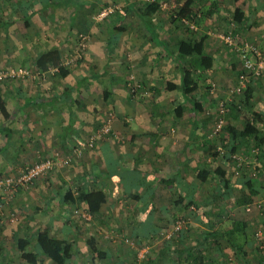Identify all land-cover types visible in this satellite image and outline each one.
Segmentation results:
<instances>
[{"label":"crops","instance_id":"0c3cea01","mask_svg":"<svg viewBox=\"0 0 264 264\" xmlns=\"http://www.w3.org/2000/svg\"><path fill=\"white\" fill-rule=\"evenodd\" d=\"M127 1H122L123 7L130 9L132 5ZM130 1L135 2L140 13L144 14L138 0ZM213 1L199 0L201 6H210ZM215 1L220 6L217 5L218 13L200 23L199 34L206 37L205 52L213 57L212 66L206 68L200 56H188L184 60L203 78L216 72L220 74L218 68L226 72V61L228 65L231 64V69H235L236 75L240 71L237 55L231 52V55H227L216 36L218 30L227 28L229 16L237 7L247 17L246 26L241 28L242 34L256 35L255 40L258 37L254 25H251L250 10L243 7L246 0H237L240 2L235 3L233 12L228 10L235 0ZM186 2L190 4V1ZM102 3L94 0L85 4L86 12L78 17L79 20L83 19L85 29L91 25L93 14ZM45 5L40 0H13L9 5H0V23L8 20L11 24L3 39L15 40L16 29L19 31L17 38L21 40L20 34L27 31L25 20L33 15L28 9L39 10L46 8ZM24 8L27 13H24ZM137 16H140L139 13ZM146 17L155 25L153 18ZM140 19L143 32L132 36V39L122 34L110 51L107 43L110 35L105 37L103 33H93L87 58L94 61V65L86 66L85 74L80 75L83 80L40 83L9 81L0 85V96L6 100L9 112L8 117L0 113V128L10 130L9 133L0 131V173L14 171L20 165L37 160L39 156L55 152L71 159L69 164L58 166L48 176L36 179V192L41 196L39 207L33 215L34 219L27 220L31 224L21 226L20 238L30 237L28 233L34 236L35 232L28 230L35 227L37 230L46 229L55 237L68 239L74 249L70 264H264L263 243L258 238L256 242L253 236L258 226L255 222L264 225L263 207L257 205L264 200V143L257 146L256 141L249 138L236 141L234 154L238 153L244 159L238 175L233 169L238 161L231 159L229 154L215 159L204 157L205 142L216 140L219 144L221 136L210 139L209 120L204 118L203 112L194 114L191 101L182 96L179 89L174 90L173 97V90L165 88L166 82L180 84L181 80L178 60L172 53L175 49L173 43L188 39L191 34L184 29V34L170 38L160 35L157 28V37L166 41V45L159 39L153 40L143 19ZM209 27L213 29L208 30ZM140 36L142 42H138ZM69 39L71 37L67 35L64 41ZM129 40L137 51L144 46L148 51H153L150 55L153 61L140 69L141 74L140 70L137 73L144 88H149L153 93L151 97L146 98L145 95L143 98L147 107L142 106V98L133 99L128 92L124 81L125 71L118 74L116 85L109 87L112 89L109 99L103 100V93L101 97L96 95V98H92L89 92L94 86H99L103 91L104 85L99 80H104V75H100L99 80H94L92 76L101 72L98 67L107 66L112 72V67L117 65L112 59L121 57L124 46L129 47ZM258 47L264 54V48ZM232 56L236 59L228 60ZM110 57L112 59L109 60ZM91 69L95 71H89V74L88 70ZM173 72L178 74L177 79L171 77ZM111 78L112 75L108 81ZM229 78L221 74L219 80L227 84ZM250 88L251 108L234 109L227 121L242 129L241 123L249 119L264 133V120L259 121L253 116L256 111L264 118V77L253 79ZM204 89L201 81L198 99L204 101L207 108V104L217 102H211L209 91L205 92ZM177 100L184 102L187 109L181 117L174 112ZM97 101L100 112L96 108ZM104 103L106 108L109 105L113 107L117 115L113 133L104 134L93 141L92 136L97 134L104 118ZM223 135L228 137L230 143L231 133L224 132ZM252 143L254 145L251 146ZM254 147L260 148L259 154L255 155ZM204 166H221L226 170L229 182L213 173L202 181L199 173ZM91 190L103 192L101 208L93 214L88 211L85 202L77 205L65 200L68 191L77 196L80 191ZM246 195L250 200L240 203L239 198ZM189 203L191 205L188 206ZM75 206L89 212L90 218L82 219L76 215L73 211ZM180 214H189L192 217L190 224L177 235H166ZM237 220L246 223L247 231L240 251L221 236V231L230 229ZM1 236L0 264H30L20 257L18 245L12 250L8 236ZM91 237L103 251L101 255L92 251L88 243ZM126 237L137 242L132 250L124 242ZM34 243L32 240L33 246ZM38 258L37 264H55L44 255Z\"/></svg>","mask_w":264,"mask_h":264},{"label":"rangeland","instance_id":"374dc122","mask_svg":"<svg viewBox=\"0 0 264 264\" xmlns=\"http://www.w3.org/2000/svg\"><path fill=\"white\" fill-rule=\"evenodd\" d=\"M13 0H0V5L6 6V3L11 4ZM84 4L92 2L94 0H81ZM102 3L103 8H101L98 12L93 14L92 18V23L91 25L88 26L87 31L85 32L84 30L78 35L77 37L71 36V39L68 41H64V38L68 35L69 31V25L67 23H64V20H62L61 15L56 11V9L50 8V10H44L42 12H39L30 19V25L27 26V31L26 33L23 31L24 30V24L22 23V33L20 34L21 40L19 38V31L15 29V35L18 37L13 40L12 38L10 40H5L3 39L5 34H7L6 29L0 27V72H6L8 69L13 70V69H18L20 67L26 68L28 71L27 76H20V77H14L12 79H4L0 81V85L9 82V81H16V82H32V83H40V82H47V81H63V80H69V81H75L78 79V76L81 74H85V70H87L86 66L88 65H94V61H90L89 58H87V53H88V46L90 43V40L93 37V33H103V35L106 37L109 35V30L107 29V24L110 23L111 28H113L116 24H118V20L115 21H110L111 19L114 18L118 14V10H126L125 7H123L124 3L122 2L123 0H106L107 4H105V1L99 0ZM187 0H138L139 5L141 8H143L144 14L147 16L153 18V21L156 26H158V31L160 35L167 36L170 38H176L180 34H184V27L181 24L182 20L177 16H175L178 12H180L181 6L186 2ZM190 1L189 5H192L194 9L198 8L199 5L201 6V3L199 0H188ZM27 2H30V0H27ZM240 1L235 0L234 4L232 7H230L229 12H233L235 9L234 5L235 3L238 4ZM105 4V5H104ZM198 6H197V5ZM243 7L248 10H250V17L251 18V25H254L255 27V32L258 37L252 35H247V34H242L243 31L240 30L238 33H235L236 39L238 41L242 40H251L255 42L260 48H264V0H246L243 3ZM70 10L72 8V3L68 5ZM98 9V8H97ZM83 12L85 11L84 8L82 10ZM80 12V14L82 13ZM140 11V9H139ZM29 13H33L34 11L32 9H28ZM67 14V11H62ZM142 12V11H141ZM24 13H27V9L24 8ZM69 16V15H68ZM132 19L130 22L127 23V30L123 32L122 34L125 36H129V39H132V36H137L143 32L142 26H140V17L137 16V14H131L129 15ZM1 17V13H0ZM229 22L233 17V14L231 13L229 16ZM102 19V20H101ZM123 17L121 18V20ZM78 22L75 23V28L80 30L85 28L83 25V19L79 20L77 19ZM141 20V19H140ZM255 20V21H253ZM256 23V24H255ZM196 26L197 23H196ZM200 26V25H199ZM205 26V24H204ZM205 28V27H204ZM213 28L209 27L208 30H212ZM229 29V28H228ZM207 30V29H206ZM9 31V30H8ZM226 29L224 30H218L216 36L218 37V40L220 41L219 43L222 45L224 48L223 50L227 52V55H237L235 54V51H232L229 45L223 40L221 37L222 34H224ZM81 32V31H80ZM145 32V30H144ZM25 33V34H23ZM46 36L47 39H46ZM143 35V34H142ZM73 37V38H72ZM133 37V38H134ZM141 36L139 37L138 42L141 41ZM261 39V42L259 41ZM60 41H64V43L60 46V50L62 51L63 54H65L63 58V64L66 65L70 69V72L67 76L63 75H55L54 72L56 69L52 68L50 72H46L44 75L39 74V70L37 69L35 65V59L37 58L40 50L46 49V47L49 46V44H58ZM132 41H128L129 47L124 46L123 51L121 52V57L117 60L115 58L112 59L111 57L109 58L112 59V61L117 62V65L115 67H112L113 70L112 72L110 71L111 68H108L107 66H104L102 68L98 67L100 69L102 75H104V80L100 79V83L104 85V88L106 87H112V85H116L115 83L117 82L118 74L121 75L122 71L126 72L124 81L127 82V80H132L134 84H137L138 82H142L140 78H138V70L144 69L147 66H149V62L153 61V56L151 57L150 55L153 53V51H148L145 49V46L140 49V51L135 50L132 46ZM137 42V40H136ZM103 45L105 43L102 41ZM126 43V42H125ZM175 45V42L173 43ZM108 50L110 51L109 47ZM231 52V53H230ZM235 52V53H234ZM78 59H82L81 61ZM236 57H233L228 59V60H235ZM145 61V62H144ZM230 62V61H229ZM225 67L226 72L223 71L221 68H218L220 71V74L217 72L214 75H207L205 78H203V84L205 86V92L206 90L209 91V99L211 102H217L216 104H207V108H205L203 114L204 118L209 120V125H208V134L212 133V130L215 126L216 118H217V113H218V100L221 98H224L226 95V92L231 88V86L235 83L238 74L236 75L235 69H231L230 65L227 64V61L225 62ZM97 68V69H98ZM104 68V69H103ZM118 69V70H117ZM89 71H95L94 69L88 70ZM111 74H110V73ZM140 70V74H141ZM90 74V73H89ZM99 74V75H101ZM221 74H226L230 76L227 84H222L221 81L219 80ZM233 74V75H232ZM112 75L111 81L108 77ZM171 77L173 79L178 78V74L176 72H173ZM94 79H97V76L94 75ZM93 80V79H92ZM104 81V83H103ZM111 82V83H109ZM113 82V83H112ZM93 88V89H92ZM91 89H89V92L91 93L92 98H96L97 96H102V89L99 86H94ZM130 93V91L128 90ZM97 95V96H96ZM147 95L146 98H149L153 95L151 90L149 88H146L145 90H140L135 92L134 95H132L133 99H140V98H145L144 96ZM241 95V94H240ZM238 95L236 98L241 97ZM172 96H175V92H172ZM171 96V98H173ZM99 99V98H98ZM100 101V100H99ZM99 101L96 102V105L99 109ZM146 100H142V106L147 107L144 105ZM102 102V101H101ZM103 103V102H102ZM105 104V103H104ZM102 104V106L105 108V113H104V118L106 114H111L114 116L112 122H111V129L113 130V123L117 117L116 113L114 112V108L109 105V108H106L107 105ZM244 108V107H243ZM98 112V111H97ZM111 112V113H110ZM230 111L226 115V124L224 129L222 130L221 134V139L223 138V133L226 132V125L228 124L227 118L229 117ZM100 114V113H99ZM102 116V115H101ZM103 118V120H105ZM127 120V118H124ZM102 120V121H103ZM244 122L241 123L240 127L244 126ZM1 135V133H0ZM219 139V137H216ZM254 145V143L251 144V146ZM42 155V154H40ZM48 155V154H47ZM45 155V156H47ZM51 155V154H50ZM240 155V154H239ZM241 156V155H240ZM42 157H44L42 155ZM63 157V156H62ZM40 158V156H39ZM38 158V159H39ZM68 160L67 163L69 164L70 158H65ZM35 162V160L33 161ZM31 162V163H33ZM28 163V164H31ZM28 164L25 165H20L17 169L9 170V171H4L0 173V238H2L1 235H6L9 238V241L11 242L9 247L13 248L17 245V239L21 237L22 235V228L21 226H25L26 223L29 225V221L34 219V216L36 214V208L39 207L38 203L39 199H41V196L37 195L36 192V186H35V181L34 180L32 183H30L28 186H25L23 188H19L18 190H12V188H8V185L5 184V178L6 177H16L20 171L27 166ZM63 165V164H62ZM61 165V166H62ZM236 166V168H235ZM240 165L238 162H236L233 166V169L235 173L238 175L239 170H242V168L239 167ZM58 168L55 167L52 169L47 175L44 177L48 176L51 174L54 170ZM260 171V170H257ZM264 171V170H263ZM238 202V200H237ZM226 203V202H225ZM262 206L264 210V200L259 202L257 205ZM76 209L81 211V207L75 206L73 208V211L76 215L79 216V213H76ZM179 216H186L187 217V223L182 232L187 228V226L190 224L189 219L192 218L190 217L189 214L185 215H179ZM178 216V217H179ZM82 218V217H81ZM83 219V218H82ZM27 220H29L27 222ZM35 226V223H33ZM258 226L254 229L253 236L256 239V231L258 229H263L264 230V225H259V222H255ZM35 232L37 229L35 227H30L28 232ZM171 232V235H177L181 232H173V230L169 231L166 233V235H169ZM34 240V237L29 235ZM170 236V235H169ZM129 238V237H126ZM126 238H124V242H126ZM130 239V238H129ZM3 240V239H0ZM35 241V240H34ZM128 244V243H127ZM137 244V242H136ZM132 250V248H131Z\"/></svg>","mask_w":264,"mask_h":264},{"label":"trees","instance_id":"16d2710c","mask_svg":"<svg viewBox=\"0 0 264 264\" xmlns=\"http://www.w3.org/2000/svg\"><path fill=\"white\" fill-rule=\"evenodd\" d=\"M45 0L41 1V3L46 4V8H41L39 10H33V15L42 12L44 10H50V7L54 9L55 4H59V6L56 10L60 11V15L62 17V20H64V23H67L69 25V31H68V36H76L78 39V35L82 32L83 30L86 32L87 29H76L75 28V23L78 22V17L80 16V12L83 10L86 5L81 1V0ZM127 2L132 5L130 9L126 10H118V14L116 15V19H111L110 21H115L118 20V24H116L113 28H111L110 23L107 24V29L109 30V39H108V47L110 50L114 48V46L119 42L120 36L122 35L123 32L127 30V23L130 22L131 17L129 15L131 14H137L139 13V17L143 19L145 28L147 32H149L152 35L153 40L159 39L163 44L167 45L166 41L161 40L160 38L157 37V26L153 25L152 20L147 18L146 14H141L139 11V8H137V4L135 2ZM33 3V1H31ZM70 3H72L73 8L68 10L69 8H66ZM89 4V3H88ZM107 4V2H105ZM104 4V5H105ZM33 5V4H32ZM217 5L218 3L214 0L213 4L210 6L204 5V6H199L198 8L194 9L193 6L189 5V2H185L180 9V12H178L175 16L179 17L182 22L181 24L183 25L184 29L188 32H190V37L188 39H180L177 44H175V49L172 50L173 56L177 57L178 63L177 67L181 73V80L180 84H177L173 81H168L166 82L165 88L167 90H176L179 89L182 96L185 98H189L192 104V110L194 114H200L201 112H204L206 108V103L204 101L199 100V86L200 82L203 81V77H200V73L196 71V69L191 68L190 66L185 64V58L188 56H200L202 58V61L205 65L206 68H210L212 66V60L213 57H211L209 54L205 52V36H200V23L205 19L213 14H217ZM43 6V5H42ZM50 6V7H48ZM56 6V7H57ZM55 7V8H56ZM98 9L95 10V13L98 12L101 8V6L98 5ZM218 7H220L218 5ZM62 11H67V14ZM86 12V11H85ZM125 13V16H124ZM83 14V11H82ZM33 15L28 16V19L25 20L27 26L30 25V19L33 17ZM69 15V16H68ZM128 16V17H127ZM123 19L121 20V18ZM102 20V19H101ZM247 17L245 15V12L237 7L233 13V17L230 20L225 33L232 31L233 35L235 36V33H238V31L241 30V28L245 27L247 24ZM196 23L198 26H196ZM129 24V23H128ZM192 24H195L196 28L191 27ZM256 24V23H255ZM10 22L7 20L5 22L0 23V27L4 28L7 30L8 26H10ZM229 28V29H228ZM81 31V32H80ZM46 39L48 36H46ZM237 37V36H235ZM247 40V39H245ZM242 40V41H245ZM248 41H251L250 39ZM253 42V41H251ZM64 43V41H60L58 44H49L46 49L40 50L37 58L35 59V65L37 69L39 70L40 75L45 74L46 72H50L52 68L56 69L54 74L57 75H63L67 76L70 72V69L66 67V65L63 64V58L65 54L62 53L60 50V46ZM256 44L255 42H253ZM257 45V44H256ZM258 46V45H257ZM232 51H235L237 54V58L240 62V66L242 68V61L240 58V55L236 50L231 49ZM82 60V59H78ZM240 68V71H241ZM239 71V73H240ZM110 73V72H109ZM238 73V74H239ZM111 74V73H110ZM102 75V74H101ZM82 76V75H81ZM81 76H79V80L81 79ZM97 79L94 80H99L100 75L99 73L97 75ZM263 77V76H260ZM12 79V78H10ZM204 82V81H203ZM113 83V82H112ZM139 84V85H138ZM125 85L127 87V90L130 91V95H134L135 92L140 91V90H145L143 84L141 82H138L137 85H134V82L132 80H127L125 82ZM112 89L109 87H106L103 89V100L109 99L111 96ZM241 97H238V99H235V102L231 105V110L233 111L234 109L236 110H241V107L243 108H251L250 105V99L252 97V90L250 88V85L248 88L240 95ZM187 100V99H186ZM187 109L182 101H178L174 105V112L176 116L181 117L186 113ZM0 113L8 117L9 112L6 107V100L0 96ZM111 113V112H110ZM106 114V116H108ZM253 116L255 119L259 121H263L264 118L262 117V114L259 112L254 111ZM106 119V117L104 118ZM105 120H103L100 124V127L103 126ZM99 127V128H100ZM98 128V129H99ZM226 132L231 133V148H227L225 153L223 155L229 154V157L232 158V154L237 149V146L235 145L236 141H239L240 139H254L256 141L257 146H261L264 143V133L261 132L254 124L251 123L249 119L246 120L244 126L242 129L237 128L234 125L227 124L226 125ZM6 130V131H5ZM0 131H5V133H9V129H3L0 128ZM113 133V130L111 129L110 134ZM205 142V145L207 146L204 149L203 156L204 157H211L212 159H215L217 156H221L220 151L218 150V142L211 141ZM222 142V140H220ZM216 174L219 177L226 179V183L229 182V180L226 178V170L222 168L221 166H218L216 168H211V167H206L204 166L203 168L200 169L199 173V178L202 181H206L211 174ZM102 197H103V192L101 190H91L89 192L86 191H80L77 196H73L70 191L67 192V195H65V200L74 203V204H82L86 203L87 204V209L90 213H95L100 210L101 205H102ZM250 200V198L246 195L244 197L239 198L240 203H246ZM191 205V203L188 204V206ZM176 220V219H175ZM175 224V221H174ZM173 224V226H174ZM246 223L240 220H237L230 229L227 230H222L221 231V236L226 237L227 240L230 242L232 247L235 248V250L240 251L243 248V245L245 243L246 239ZM34 246L32 245V238L27 237V238H19L17 240V245L19 247L20 251V257L30 263V264H37L39 260V255H44L47 258H49L52 262L55 264H70L71 259L73 257L74 249H73V244L66 238H61V237H55L50 234V232L46 229H39L36 231L34 234ZM92 251L98 255H101L103 251L99 249L96 245V242L94 240V237H91L88 241Z\"/></svg>","mask_w":264,"mask_h":264},{"label":"built area","instance_id":"2783aa9c","mask_svg":"<svg viewBox=\"0 0 264 264\" xmlns=\"http://www.w3.org/2000/svg\"><path fill=\"white\" fill-rule=\"evenodd\" d=\"M191 27L196 28L195 24H192ZM221 37L231 49L238 52L242 61V68L235 83L226 92L225 97L218 100L217 118L212 133L209 134L210 139L221 136V132L226 124V115L230 112L231 105L235 102L236 97L242 94L248 88L253 79L260 76L264 77V54L256 44L248 40L238 41L233 35L232 31L222 34ZM28 74L29 73L26 68L20 67L13 70L8 69L6 72H0V81L7 78L10 79L20 76L24 77ZM113 118L114 116L111 114L107 116L103 126L99 128L97 134L92 136L93 141L95 139L101 138L104 134L110 133L111 122ZM229 145L230 143L228 137L223 135L222 142H220L218 145V150L220 151L221 155L225 153L227 148H229ZM253 152L255 155L259 154L260 148L254 147ZM232 158L237 160L239 165L244 164V159L241 158L238 153L232 154ZM67 162L68 160L63 158L58 152L44 157L40 156V158L35 160V162L25 166L16 177H6L4 183L8 185V188H12V190H18L19 188L28 186L34 180L47 175L55 167ZM76 213H79L83 219H89L91 216L89 212L84 211L83 209H81V211L76 209ZM186 223V216L177 217L175 224L172 227L173 232H182L186 226ZM169 235H171V232ZM256 236L261 240L263 243L261 247L264 248V230L258 229L256 231ZM125 240L131 248L136 247V242L134 240L129 238H126Z\"/></svg>","mask_w":264,"mask_h":264}]
</instances>
